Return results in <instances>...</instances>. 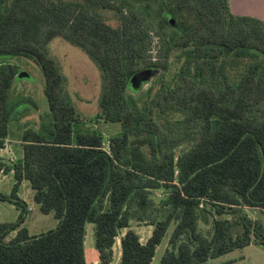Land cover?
Returning <instances> with one entry per match:
<instances>
[{
	"label": "trees",
	"instance_id": "trees-1",
	"mask_svg": "<svg viewBox=\"0 0 264 264\" xmlns=\"http://www.w3.org/2000/svg\"><path fill=\"white\" fill-rule=\"evenodd\" d=\"M6 3L0 0V142L20 104L10 100L20 67L8 59L41 66L50 114L22 131L21 159L0 161L15 179L0 200L19 212L0 222V264H88L87 224L105 262L120 237V264H152L171 226L161 264H208L251 244L264 248L263 19L232 13L229 0ZM55 36L83 49L102 72L94 121L120 127L108 148L67 93L48 51ZM148 70L154 84L130 93L132 78ZM24 181L40 211L54 213L55 228L32 235L25 226ZM134 223L153 227L146 243Z\"/></svg>",
	"mask_w": 264,
	"mask_h": 264
},
{
	"label": "rangeland",
	"instance_id": "rangeland-1",
	"mask_svg": "<svg viewBox=\"0 0 264 264\" xmlns=\"http://www.w3.org/2000/svg\"><path fill=\"white\" fill-rule=\"evenodd\" d=\"M150 2L158 5L159 0H150ZM230 10L234 14L249 15L258 17L264 20V0H229ZM10 0H7L6 6H9ZM102 14L109 18L108 21L115 25L116 20L114 15L102 12ZM48 51L50 55L59 64L62 73L67 82V93L73 104L77 107L79 112L93 121L91 125L100 127L104 133L106 147L108 140L115 135L120 127L115 124L97 123L96 118L99 110V99L102 92V72L93 59L80 47L73 45L60 36L53 37L48 43ZM10 63L16 64L20 67V73L26 75L23 78L16 80L10 93V100L13 104L20 103L16 108V114L10 123V140H20L22 131L25 128L31 127L38 129L41 122L50 114V108L47 97L44 92L45 77L41 66L32 58L18 56L8 59ZM178 63H173L170 72L166 73L167 77H171L178 68ZM156 74L149 79H138L132 86L130 93L145 92L156 81ZM26 100L24 102L23 100ZM23 101V102H22ZM22 102V103H21ZM14 145H17L14 143ZM19 147V145H18ZM108 148V147H107ZM20 151V149H18ZM11 165L8 160L4 162ZM9 173V172H8ZM5 183L0 188L3 195H10L15 184L14 173L8 175ZM19 195L22 199L27 201L30 206V213L28 215L25 226L32 235H39L58 224L54 213L43 214L39 206L33 201V191L27 181L21 185ZM156 199L162 197L161 191H156L154 194ZM0 221L13 222L16 209H14L8 202L0 201ZM249 215L256 219L260 218L258 210H248ZM264 220V218H262ZM133 228L141 237V242L146 243L152 234L153 227L144 223L132 224ZM174 226H171L167 236L157 248L152 264H161V259L168 249L169 237L173 231ZM85 247L87 250L88 264H120L121 247L120 237L117 238L114 247L109 254L106 262L101 260L94 245V225L87 224L86 227ZM125 231L122 232L124 234ZM14 234H12L13 236ZM264 264V248L251 244L242 249L234 250L218 259L208 261V264Z\"/></svg>",
	"mask_w": 264,
	"mask_h": 264
},
{
	"label": "crops",
	"instance_id": "crops-1",
	"mask_svg": "<svg viewBox=\"0 0 264 264\" xmlns=\"http://www.w3.org/2000/svg\"><path fill=\"white\" fill-rule=\"evenodd\" d=\"M14 143L17 144V145H14ZM18 145H19V147H18ZM18 149H20V151H18ZM22 157H23V150H22V143H21L20 140L19 141L18 140L13 141V140H10L9 138H7V139H4L2 142H0V161H2L4 163L5 160H8L10 163H13V162H16L17 160L21 159ZM13 173H14L13 171H10L9 173L0 171V188L5 183L6 177H8V175H13ZM19 191H20V189H19ZM0 194H2V193L0 192ZM18 195H19V193H18ZM19 197L22 198L20 195H19ZM24 201H25V199H24ZM3 202L4 201H2V203ZM9 204L14 209H16L14 205H12L11 203H9ZM27 204L29 206L28 202H27ZM30 209L31 208L29 206V210ZM16 213L17 214H15L14 220L17 219V216H18L19 212L16 210ZM0 215H1V213H0ZM0 222H3V221H0ZM97 253H98V251H97Z\"/></svg>",
	"mask_w": 264,
	"mask_h": 264
},
{
	"label": "water",
	"instance_id": "water-1",
	"mask_svg": "<svg viewBox=\"0 0 264 264\" xmlns=\"http://www.w3.org/2000/svg\"><path fill=\"white\" fill-rule=\"evenodd\" d=\"M155 74V72H153V71H150V70H148V71H144V72H142V73H139V74H137L136 76H134L133 78H132V85H134L135 84V82L138 80V79H141V78H143L144 77V79H149L152 75H154ZM26 75H24V74H22V73H19V75H18V77L21 79V78H23V77H25Z\"/></svg>",
	"mask_w": 264,
	"mask_h": 264
},
{
	"label": "built area",
	"instance_id": "built-area-1",
	"mask_svg": "<svg viewBox=\"0 0 264 264\" xmlns=\"http://www.w3.org/2000/svg\"><path fill=\"white\" fill-rule=\"evenodd\" d=\"M108 147V146H107Z\"/></svg>",
	"mask_w": 264,
	"mask_h": 264
}]
</instances>
